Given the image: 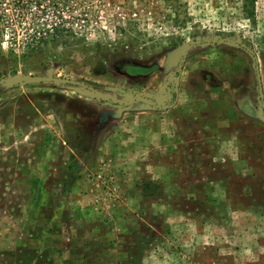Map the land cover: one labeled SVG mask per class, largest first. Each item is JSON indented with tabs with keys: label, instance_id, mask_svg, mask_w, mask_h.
<instances>
[{
	"label": "rangeland",
	"instance_id": "obj_1",
	"mask_svg": "<svg viewBox=\"0 0 264 264\" xmlns=\"http://www.w3.org/2000/svg\"><path fill=\"white\" fill-rule=\"evenodd\" d=\"M196 41L227 70L178 120ZM257 65L264 95V0H0V80L113 101L0 85V264H264Z\"/></svg>",
	"mask_w": 264,
	"mask_h": 264
},
{
	"label": "crops",
	"instance_id": "obj_2",
	"mask_svg": "<svg viewBox=\"0 0 264 264\" xmlns=\"http://www.w3.org/2000/svg\"><path fill=\"white\" fill-rule=\"evenodd\" d=\"M194 50L192 49L184 65V68L179 79V89H177V95L173 105L169 108V111H172L176 119L191 117L192 119H199L200 113L203 111L210 110L208 103L205 102V97L209 92L207 87L208 78L205 76L207 68L211 66L215 68L224 66L226 69V59L219 58L216 55L212 54L213 50H208V54L202 53L198 56H194ZM221 59V60H220ZM219 60L221 62H219ZM208 62L211 64L206 68ZM215 93V91L213 90ZM214 106L212 110L216 111V102H213ZM212 104V105H213ZM223 108V107H222ZM223 111V110H222ZM191 112V115L188 113ZM180 117V118H179Z\"/></svg>",
	"mask_w": 264,
	"mask_h": 264
},
{
	"label": "water",
	"instance_id": "obj_3",
	"mask_svg": "<svg viewBox=\"0 0 264 264\" xmlns=\"http://www.w3.org/2000/svg\"><path fill=\"white\" fill-rule=\"evenodd\" d=\"M207 43H211V41H206ZM225 42H230V43H234L238 46H240L241 48H243L244 50H246L247 52H249L251 55L255 56V53L253 50H251L247 45L243 44L240 41L237 40H226V39H222L220 41H218L217 43H225ZM204 42L201 41H196V42H192L188 45H186L185 49H184V57H183V64L186 62V58L189 54V52L193 49V47L198 46L203 44ZM256 63H259L258 60L256 59ZM256 69L258 71L257 73V78H258V82H259V90H260V95L261 98H264L263 95V84H262V79H261V73L259 71V65L256 66ZM183 70V65L176 71L173 73V75L176 76V84L178 85L179 83V79L180 77L178 76L179 73H181ZM29 82H36V83H46V84H66V85H72V86H77V87H83L85 89H87V92L84 94L87 97L93 98V99H97V100H102L105 102H113L111 99H109L107 96H105V94H103L102 92H99L85 84H82L80 82L74 81V80H62L60 78H55V77H39V76H26L23 78H17V79H11V78H5V79H1L0 80V85H5L6 87H16V86H20L24 83H29ZM143 96V95H141ZM173 96H170L169 98H161L159 99V103L152 106L155 109H165V108H170L172 105H170L171 101H172ZM137 101L139 98H136ZM135 99V100H136ZM169 103V105L167 106L166 104ZM126 104H130L129 102H126ZM262 106H264V103H262ZM150 106H148L149 108Z\"/></svg>",
	"mask_w": 264,
	"mask_h": 264
}]
</instances>
